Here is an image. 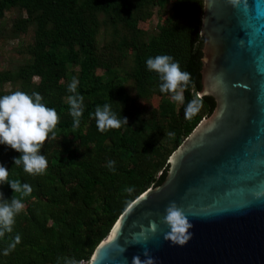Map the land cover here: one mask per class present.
<instances>
[{"label":"trees","instance_id":"obj_1","mask_svg":"<svg viewBox=\"0 0 264 264\" xmlns=\"http://www.w3.org/2000/svg\"><path fill=\"white\" fill-rule=\"evenodd\" d=\"M170 0H0V17L11 7L23 8L15 28L26 30L35 23L34 40L26 48L27 62L16 73L19 85L4 92L1 85L13 79L12 71L0 70V96L17 90L39 93L42 103L57 111V138L46 141L42 153L48 161L43 175L31 176L13 167L19 155L0 144V163L10 170L9 179L28 183L32 192L22 199L24 210L16 216L11 233L0 238V264H64L65 257L89 261L100 240L121 212L141 192L159 184L168 169L171 152L209 115L212 96L198 97L201 88L200 35L203 0H172L174 18L159 24L151 37H143L141 22L149 19L151 6L163 9ZM103 17V18H102ZM120 26L125 33L112 35L106 48H98L102 22ZM130 50L132 70L119 65ZM169 55L181 70L191 74L192 83L183 91L177 107L170 94L159 89L157 73L146 66L148 58ZM78 64L79 70L70 67ZM102 70V72H98ZM38 80L35 82L34 77ZM73 77L84 97L79 127L69 113L68 85ZM132 79L139 97L161 98L158 116L145 114L128 93ZM194 99L199 110L187 118L185 109ZM110 103L128 118V126L100 132L93 113L97 105ZM115 161V171L108 161ZM4 198L13 190L0 185ZM21 242L8 255L4 249L14 239Z\"/></svg>","mask_w":264,"mask_h":264},{"label":"water","instance_id":"obj_2","mask_svg":"<svg viewBox=\"0 0 264 264\" xmlns=\"http://www.w3.org/2000/svg\"><path fill=\"white\" fill-rule=\"evenodd\" d=\"M201 88L215 105L171 152L164 179L141 192L100 240L87 264H132L147 230L156 264H264V0H203ZM175 201L189 241L164 239ZM144 241V237H139ZM121 247L126 250L121 253Z\"/></svg>","mask_w":264,"mask_h":264},{"label":"clouds","instance_id":"obj_3","mask_svg":"<svg viewBox=\"0 0 264 264\" xmlns=\"http://www.w3.org/2000/svg\"><path fill=\"white\" fill-rule=\"evenodd\" d=\"M146 66L149 71L157 73L161 83L159 89L162 93L170 94L173 102L183 103V91L188 89L192 83L191 74L183 71L178 62L169 55H157L148 58ZM78 81L73 77L68 85V91L72 93L68 97L70 106L69 113L73 118V127H79L81 117L84 112V97L77 91ZM43 97L33 92L31 95L23 91H15L8 95L0 96V144L15 150L19 153L13 157V167H22L24 172L31 175H43L48 167V161L42 153V148L46 141L57 138L56 127L59 123V116L55 109L42 103ZM200 107V101L194 99L190 101L185 109L187 118H191ZM122 108L119 113L113 110L110 103L103 106L97 105L92 114L96 121L98 131L105 132L112 129H120L128 126V118L122 117ZM115 161H108V167L115 171ZM10 170L0 163V185L8 184L13 190L10 199L4 198L0 192V238L6 233H11L15 224V218L24 210L22 199L16 197V193L21 196H28L32 192V187L28 183H21L17 180L9 179ZM169 231L165 233L164 239L174 245L183 246L191 238L190 229L193 227L184 210L175 201L169 203L165 209V215L161 218ZM155 221L150 223L147 230L133 233L130 241L126 243L142 244L143 255L133 256L132 264H156V258L150 255V251L144 246L147 240V231L155 233L157 230ZM144 237V241L139 239ZM21 242L19 235L4 249V255L10 254L17 244ZM126 249L121 247V253ZM64 264H78L74 258H63ZM124 264H127L126 259Z\"/></svg>","mask_w":264,"mask_h":264},{"label":"rangeland","instance_id":"obj_4","mask_svg":"<svg viewBox=\"0 0 264 264\" xmlns=\"http://www.w3.org/2000/svg\"><path fill=\"white\" fill-rule=\"evenodd\" d=\"M150 11L149 19L140 23V26L144 29L143 37L145 39L151 37L158 31L159 24L162 21L175 17L173 15L172 0L165 3L163 9L158 4H153ZM26 15L27 13L23 8L11 7L5 10L3 16L0 17V70L8 69L12 71L13 76L12 80L5 81L1 85V89L4 92H11L19 85L20 80L16 77V73L27 62L29 55L25 52V48L34 40L35 23L28 24L26 30L23 31L15 28V23ZM123 33L125 32L120 29V26L115 28L104 20L97 39L98 48L107 49V46L112 42V35H120ZM119 65L128 70H132L133 60L130 56V50L121 58ZM70 67L79 70L78 64H72ZM98 72L100 73L102 70H98ZM37 80L38 77L35 76L34 81L36 82ZM125 86L133 98V104H137L147 115L158 116L159 102L161 100L159 96L153 95L149 98L139 97L132 79H129ZM169 99L172 100L171 97ZM174 104L177 107L180 103L174 102Z\"/></svg>","mask_w":264,"mask_h":264},{"label":"built area","instance_id":"obj_5","mask_svg":"<svg viewBox=\"0 0 264 264\" xmlns=\"http://www.w3.org/2000/svg\"><path fill=\"white\" fill-rule=\"evenodd\" d=\"M87 263H88V261H86V260H81V261H79L78 264H87Z\"/></svg>","mask_w":264,"mask_h":264}]
</instances>
